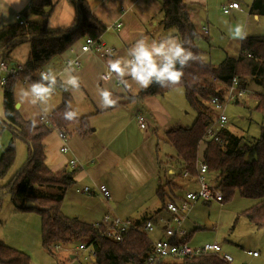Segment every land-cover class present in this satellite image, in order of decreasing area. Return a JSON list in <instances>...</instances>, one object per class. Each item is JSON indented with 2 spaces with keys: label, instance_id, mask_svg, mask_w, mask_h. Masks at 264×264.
<instances>
[{
  "label": "trees",
  "instance_id": "obj_1",
  "mask_svg": "<svg viewBox=\"0 0 264 264\" xmlns=\"http://www.w3.org/2000/svg\"><path fill=\"white\" fill-rule=\"evenodd\" d=\"M74 7L75 17L71 27L51 30L47 17L54 9L52 0H28V5L21 11L15 22L0 27V59L10 60V52L19 44L28 42L29 52L20 72L9 77L2 90V106L5 125L9 126L14 136L20 138L27 146L28 158L25 164L14 175L12 180L3 186L5 192L17 210H34L40 218L42 247L53 254L54 248L68 249L76 243H92L96 251L94 264H126L133 260L145 264L151 244L142 232L128 230L119 241L102 236V228H95L91 223L80 218L68 217L60 210V204L68 188L75 183V169L64 168L53 171L46 164L44 139L52 127L75 126L81 135L87 133L88 116H81L73 121L63 118L69 106L70 96L63 94L61 104L49 114L51 125L36 124L33 128L30 120L22 118L13 97L14 84L26 80L33 83L37 71L52 56L62 53L70 45L86 36H100L106 26L91 12L87 0H67ZM164 28H174L183 46L193 53V60L184 69L185 75L180 84L161 87L153 83L148 88H141L131 100L149 96L162 95L175 87H181L187 104L195 111V117L189 126L175 125L164 131V141L173 147L175 158L181 164L178 176L184 171L194 173L196 148L211 119V112L206 102L212 95L222 96L224 85L232 75H236L242 85L248 87L254 96L256 110H262L264 100V36L247 35L240 40L237 57H225L218 64H212L202 58V51L196 44L198 32L189 12L191 7L183 0H160ZM249 13L264 15V0H251ZM249 54V56L247 55ZM177 67H180L177 64ZM257 85L261 90L254 91L249 87ZM251 96V97H253ZM10 113V114H9ZM220 141L208 140L201 151V157L207 164L208 172L215 176L214 184L227 200L234 190L242 197L254 199L249 208L240 216L257 228H264V128L253 140L244 141L225 126L218 131ZM254 152V158L246 160L245 156ZM15 159V148L10 142L0 154V178L5 175ZM165 181L158 184L155 194L161 201V209L168 199L179 198L172 193L171 185ZM179 186V185H178ZM169 188L165 193L164 188ZM181 187L179 186L178 189ZM183 189V188H181ZM32 201L33 206H26ZM157 211V212H158ZM149 218H154L153 215ZM238 216L234 218L236 222ZM234 223L230 229L234 227ZM0 263L30 264L24 252L6 245L0 240ZM177 264H232L223 261L215 254L204 253L193 258H183ZM164 264V263H160ZM166 264V263H165Z\"/></svg>",
  "mask_w": 264,
  "mask_h": 264
},
{
  "label": "rangeland",
  "instance_id": "obj_2",
  "mask_svg": "<svg viewBox=\"0 0 264 264\" xmlns=\"http://www.w3.org/2000/svg\"><path fill=\"white\" fill-rule=\"evenodd\" d=\"M183 1L191 7L190 18L199 34L196 44L201 49L205 61L218 64L225 55L236 57L240 49V39L233 38V32L238 24L244 25L248 18L250 22L245 28L247 35H259V31L254 29L257 20L248 13L251 0H236L244 12L232 10L229 15L223 14L221 10V6L228 0ZM203 24L208 25L207 35L201 32ZM107 36L114 38L112 33ZM248 85L254 91L261 90L251 82ZM251 96L253 95L230 103L225 109L227 121L224 126L244 141L253 140L258 136L259 128H264V100L262 110H256V101L254 96ZM157 97L161 104V107L157 106L156 109L160 114L159 125L145 114L144 128H140L134 117L133 106L122 107L117 111L115 121V117L111 121L113 116L104 114L90 118L87 133L84 135L77 133L74 126L70 125L66 133L67 146L70 149L67 154L59 151L63 143L57 135H53L56 131L51 128L44 140L46 164L53 167V171L64 165L75 169V183L68 188L60 204L64 215L76 216L86 222L100 221L106 213L135 221L144 220L160 209L162 204L155 194V189L166 180L175 183V186L173 184L170 188L173 189L172 193L182 196L181 188L185 187V182L177 175L181 164L175 158L173 147L164 141L161 124L166 119L165 116H171L179 120L178 126H189L185 124L192 123L196 114L187 104L181 87L172 88ZM40 106L42 110L46 104L42 103ZM140 108L144 110L143 107ZM210 112L212 116L215 114L214 111ZM174 126H168L167 130ZM10 142L15 148V159L5 175L0 178V240L27 254L30 264H94L96 259L91 262L90 257L85 258L88 255L86 250L76 249L78 243L68 249L54 248L53 254L46 251L41 244L38 214L34 210L15 209L10 194L4 191L3 186L8 184L25 164L28 158L27 146L20 138L14 136L10 127L5 125L4 119L0 118V154ZM204 146L203 143L201 151ZM200 153L199 151V155ZM72 156L83 165L82 168H71L67 165V160ZM254 156V152H249L245 159L251 160ZM90 159L96 161L85 164ZM211 177L212 175L209 179ZM98 184L107 187L110 193L108 199H104L95 191L94 187ZM84 186L93 188L94 191H77ZM168 190L169 188H164L165 193L169 192ZM254 202V199L240 196L237 190L220 203L203 204L205 202L198 201L184 227L192 234L194 243L202 240L201 238L219 242L222 253L226 251L234 258L232 264H264V228H257L245 217L240 216V213ZM236 216L238 218L234 223ZM194 220L199 227L194 226ZM233 223L234 227L230 229ZM154 230L157 229L146 234L150 241L157 237ZM247 249L258 251L260 255L256 258L250 257L246 255Z\"/></svg>",
  "mask_w": 264,
  "mask_h": 264
},
{
  "label": "crops",
  "instance_id": "obj_3",
  "mask_svg": "<svg viewBox=\"0 0 264 264\" xmlns=\"http://www.w3.org/2000/svg\"><path fill=\"white\" fill-rule=\"evenodd\" d=\"M52 1L54 3V9L50 13V15L47 17L48 27H49V17L52 16L53 13H55L54 19L58 25L66 24L69 20L73 18V15L75 16L74 7L67 0H62V1L52 0ZM87 2H88L91 12L106 26L104 32L100 35V40L105 42L109 46H112L115 49V51L112 55L104 57V58L97 56L93 52L79 53V46H80V43L82 42V38H81L77 40L75 43H73L72 45H70L62 53L56 54L52 56L49 60H47L41 68L46 69L47 71L51 69V71L57 75L58 83L62 84L67 90L65 93L56 92L55 94H53L51 100L46 104V107L52 106L51 111L54 110L61 104L63 94H68L70 96L69 106L71 110L72 109L78 110L79 112L78 117L87 115L88 123H89L90 118H95L100 114L113 116L111 121L114 119V117H115L114 119L115 121L116 116H117V111L120 110V108L126 107V106H133L134 112H135L134 114L135 118L138 112H141L144 116L145 114H148L153 119V121L157 125H159L160 122L158 123V118L160 117V114L156 110L157 106L161 107V104L158 100L159 97L149 96V97H145L142 99L131 100V97L134 96L141 88L134 81H132L130 77L126 76L124 78L131 85L130 88H127L121 82L120 84H115L113 80H102L101 74L103 73L105 68L108 67L109 60H114L118 57L124 56L126 54L127 49H129L131 45L134 44L135 41L140 38L141 35L147 36L155 40H160L162 37L168 36V35L177 37L175 29L171 28L173 30L166 31V29H169V28H164L163 25L161 24L162 11H161L160 0H87ZM27 5H28V0H18L17 3H13V4L10 3V0H0V27L5 24L15 22L17 17L20 15L21 11ZM232 10H234L235 12H244V9L242 8L240 3H239V9H231L230 12ZM252 15L258 22L254 29H257L259 31V36H264V15H261V16L254 15V14ZM249 20H250L249 18L246 19L243 25L244 30L249 24L250 22ZM118 22L121 23V26L118 29L111 28V25H114L115 23H118ZM204 24L201 26V32H202V27L204 26ZM57 28H60V27H57ZM208 32H209V29H208ZM109 33H112L114 38L108 37L107 35ZM28 52H29V43L28 42L21 43L17 45L10 52V56H11L10 60L15 63L23 64L28 56ZM76 54H78L79 56L80 65L78 67H70V69H71L72 74L76 75L79 78L80 86L78 89H72L71 86L64 85L62 83L65 79H67V76H68V73L65 71V69L69 68V67H65L64 60L72 59L76 56ZM226 56L227 55H225V57ZM227 57H231V56H227ZM30 84L31 83L27 81L25 82L20 81V80L17 81L14 84L13 97H14L15 104H17L16 109L19 115L25 120H30L31 122H32V119H35L37 121V124H39L38 113L44 114L40 106L42 103L39 102V104L37 103L36 105H32L28 103L27 101H25L24 103H19L18 97L16 94L19 88L21 87L27 88ZM105 88L113 91L114 97H118V102L115 106L104 107L102 105L99 92L100 90L105 89ZM2 90L0 89V109L1 111H3ZM140 107H143L144 110H142ZM165 117L166 119H164L161 124V129L163 130V133L164 131L167 130L168 126L178 125V123H180L179 120L176 118H173L171 116L169 117L165 116ZM190 124L188 123L185 125H190ZM68 128L69 126L64 128L66 133L68 131ZM74 130H75V126H74ZM66 145H67V141H66ZM67 153L68 152H66L65 154ZM90 160L88 162L86 161L85 164L96 161L94 159H90ZM65 166L66 165L59 167L57 169L60 170L64 168ZM82 166L80 168H82ZM49 168L53 170V167L51 168L50 166ZM183 180L185 182L183 184L185 187L181 189V192H183L185 188L195 187V183L192 182L191 180H187V179H183ZM213 202L220 203L218 201H211V202H205L203 204H210ZM191 212L192 210L190 211V213ZM156 213H158V215H163V216L167 215L164 209ZM188 218H189V215L187 219L185 220V222L188 220ZM92 222H89V223H92ZM194 224H195L194 226L199 227L196 220H194ZM156 229L157 230H154L157 234L156 238H159L161 237V231L159 230V228H156ZM188 234H189L188 242L192 245H201L203 243L213 242V241L217 242L215 239L212 241H208L206 239L201 238L202 240L196 239L200 241L194 243L193 242L194 238H192V234L191 233H188ZM208 237H210V235H208ZM225 253H228V252L225 251ZM246 255L248 254L246 253ZM248 256L253 257L251 255H248ZM71 257H74V256L71 255ZM233 261H234V258H233Z\"/></svg>",
  "mask_w": 264,
  "mask_h": 264
},
{
  "label": "built area",
  "instance_id": "obj_4",
  "mask_svg": "<svg viewBox=\"0 0 264 264\" xmlns=\"http://www.w3.org/2000/svg\"><path fill=\"white\" fill-rule=\"evenodd\" d=\"M236 5L237 7H233ZM231 9H239V2L236 0H230L226 4L221 6V10L224 14L228 15ZM19 18V16L17 17ZM121 26V23H115L111 25V28L118 29ZM203 34H207L208 27H202ZM115 49L112 46H109L105 42L100 40V36L92 38L86 36L82 39V42L79 46V53L93 52L97 56L104 58L110 56L114 53ZM249 56V54H247ZM65 67H78L80 65V60L78 54L72 59L64 60ZM22 68V64L15 63L11 60L0 59V89L2 90L7 82L9 77L16 76ZM42 72H47L46 69L40 68L37 71V77L34 82L40 80V75ZM57 76V75H56ZM102 80H113L115 84H120V80L116 77L114 73H109L108 67L105 68L101 74ZM24 82L26 80H23ZM47 85V81L44 82ZM224 93L222 96L212 95L208 98L206 104L208 105L210 111H214L215 114L211 119L207 121L206 128L204 133L199 139L197 148H196V157H195V169L194 173L184 171L182 173V178L191 180L195 183L194 188H185L182 192V196L179 198L168 199L164 202V210L167 215H158V213L153 214L154 218H146L144 220H130L127 218H120L117 216H112L110 214H104L100 221L92 222V226L95 228H102V236L119 241L122 239V234L128 230H138L146 237V234L149 231H152L155 228H159L161 231V237L150 241L152 250L147 256L145 264H177L176 261H179L183 258H193L200 254L210 253L215 254L223 261L227 263H232L233 258L227 254L222 253L221 245L215 241L206 242L201 245H190L188 242V232L184 227V222L187 219L190 211L193 206L198 202H210L223 200V195L221 190L215 186L214 180L215 176H212V179H209L211 175L208 172L207 164L203 161L201 157V145L208 140L220 141L218 131L224 127V124L227 121L225 115V109L228 104L233 102L241 101L243 98L248 97L252 94V91L241 84L236 75H232L229 81L224 85ZM65 93L66 88L57 83L55 91ZM39 104V101L37 102ZM41 115H44L41 113ZM41 115H38V120L40 123L50 126L51 122L49 115L45 118H42ZM136 120L139 123L140 128H144V118L141 112L136 114ZM63 145L59 148L60 152L66 153L69 151V148L66 145V131L62 127H53ZM199 151L201 152L199 155ZM92 161V160H90ZM69 167H81L82 164L78 163L75 157H71L67 161ZM210 174V175H209ZM95 191L101 195L104 199L110 197V193L107 187L104 184L95 185ZM80 193H90L93 192V188L84 186L81 189H77ZM264 198V194H263ZM78 250H86L88 255L85 257H90L91 261L96 259V251L92 243L80 242L77 245ZM246 253L253 257L259 255L258 251L247 250ZM126 264H138L133 260H129Z\"/></svg>",
  "mask_w": 264,
  "mask_h": 264
},
{
  "label": "clouds",
  "instance_id": "obj_5",
  "mask_svg": "<svg viewBox=\"0 0 264 264\" xmlns=\"http://www.w3.org/2000/svg\"><path fill=\"white\" fill-rule=\"evenodd\" d=\"M18 0H10V3H17ZM233 7H237L233 5ZM55 13L49 17V28L53 31L57 27H71L74 23V15L66 24L58 25L54 19ZM243 25H237L233 32V38L243 40L247 36ZM193 60V53L191 50L183 46V42L175 36H164L160 40L151 39L147 36L141 35L139 39L127 49L124 56L118 57L114 60H109V73H114L120 82L127 88L131 85L124 78L130 77L140 88L146 89L151 84L156 83L161 87H167L169 84L178 85L185 75L184 69L189 66V61ZM177 64L180 67H177ZM68 73L67 79L62 83L71 86L72 89H78L80 86L79 78L73 75L71 69H65ZM47 81V85L44 83ZM57 76L51 69L47 72H42L40 80L31 83L27 88H19L17 97L19 103L27 101L32 105L37 102L47 104L51 98L52 93L57 86ZM67 90V89H66ZM102 105L104 107L115 106L118 102V97H114L113 91L105 88L99 92ZM51 107H44L41 113L42 118H45L51 111ZM10 114V113H9ZM4 112L0 111V118L4 117ZM79 112L76 109L65 110L63 118L67 121L77 119ZM32 127L37 124L35 119H32ZM54 132L53 135H58Z\"/></svg>",
  "mask_w": 264,
  "mask_h": 264
},
{
  "label": "water",
  "instance_id": "obj_6",
  "mask_svg": "<svg viewBox=\"0 0 264 264\" xmlns=\"http://www.w3.org/2000/svg\"><path fill=\"white\" fill-rule=\"evenodd\" d=\"M203 16V13H200ZM15 107L17 108V104H15ZM26 206H33V202L32 201H26L25 203Z\"/></svg>",
  "mask_w": 264,
  "mask_h": 264
}]
</instances>
